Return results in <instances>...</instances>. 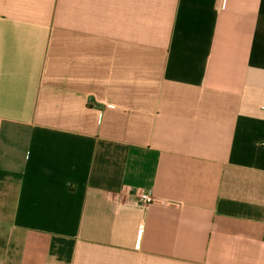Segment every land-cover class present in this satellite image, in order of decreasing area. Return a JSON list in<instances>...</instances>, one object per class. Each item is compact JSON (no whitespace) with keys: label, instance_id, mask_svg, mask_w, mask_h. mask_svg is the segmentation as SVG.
I'll return each mask as SVG.
<instances>
[{"label":"crops","instance_id":"1","mask_svg":"<svg viewBox=\"0 0 264 264\" xmlns=\"http://www.w3.org/2000/svg\"><path fill=\"white\" fill-rule=\"evenodd\" d=\"M0 264H264V0H0Z\"/></svg>","mask_w":264,"mask_h":264},{"label":"built area","instance_id":"2","mask_svg":"<svg viewBox=\"0 0 264 264\" xmlns=\"http://www.w3.org/2000/svg\"><path fill=\"white\" fill-rule=\"evenodd\" d=\"M224 2V0H222ZM141 201L144 203V204H152L153 203V198L150 194H142L141 195Z\"/></svg>","mask_w":264,"mask_h":264}]
</instances>
